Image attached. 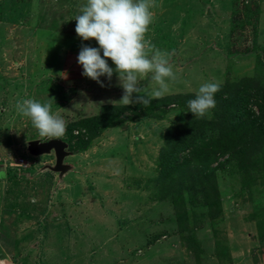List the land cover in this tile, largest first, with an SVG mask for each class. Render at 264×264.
Returning <instances> with one entry per match:
<instances>
[{"label":"rangeland","instance_id":"374dc122","mask_svg":"<svg viewBox=\"0 0 264 264\" xmlns=\"http://www.w3.org/2000/svg\"><path fill=\"white\" fill-rule=\"evenodd\" d=\"M85 3L0 0V168L7 171L0 169V264H216L222 243L241 245L239 254L245 239L258 242L264 236V133L249 149L254 155L239 157L241 144L232 142L229 151H211L214 160L184 164L187 149L175 171L159 167L160 152L169 149L166 130L201 119L185 106L105 129L88 149L65 157L73 169L61 178L64 184L51 171L37 172L52 155L27 153L28 140L45 138L18 114L17 102L54 98L52 113L67 127L123 95L115 72L111 81L100 78L103 87L82 75L81 46L99 47L75 32ZM151 11L146 39L173 53L177 80L168 82V94H196L206 82H255L256 71H264V0H155ZM150 76L141 87H157ZM249 106L257 115V105ZM220 116L211 109L203 118ZM14 157L31 166L7 169ZM221 264L233 262L222 257Z\"/></svg>","mask_w":264,"mask_h":264},{"label":"clouds","instance_id":"9594fccd","mask_svg":"<svg viewBox=\"0 0 264 264\" xmlns=\"http://www.w3.org/2000/svg\"><path fill=\"white\" fill-rule=\"evenodd\" d=\"M153 7L155 0H86L74 18L77 36L82 41L95 40L99 45L98 48L81 46L77 59L83 68L82 75L103 87L100 78L111 81L115 72L123 95L113 104L148 106L153 99L169 93V81L177 80L170 63L173 53L156 48L146 39L154 19ZM109 59L115 68L109 66ZM149 74L150 81L157 85L150 90L140 84ZM219 90V82L203 83L195 98L187 101L188 112L195 118L205 117L216 107L214 97ZM52 100L42 104L35 99H23L16 104L18 114L29 118L44 140L61 138L66 132L64 119L52 113Z\"/></svg>","mask_w":264,"mask_h":264},{"label":"trees","instance_id":"16d2710c","mask_svg":"<svg viewBox=\"0 0 264 264\" xmlns=\"http://www.w3.org/2000/svg\"><path fill=\"white\" fill-rule=\"evenodd\" d=\"M259 12L260 8L258 7L255 16ZM252 15V12H248L246 16L250 18ZM231 26L233 30L234 25ZM256 35L257 29L255 28L253 37H256ZM254 39H252L253 47L257 44ZM262 63H264V60H262ZM240 82L229 83L224 80L223 83H220V90L214 97L216 100L214 109L217 114H221L217 121L208 122L204 118L193 119L190 122L169 127L166 130V135L171 137L167 139L169 149L160 152L159 167L170 164V170L175 171L179 167L175 164L177 158H180L179 154L184 153L187 149L189 150L182 159L184 164L214 160L211 157V151L217 148L229 151L232 142H234V146L241 144L242 149L238 154L239 157L254 155L250 153L249 149L261 140V135L264 133V71H256L255 82H250V80L244 83ZM194 98L195 93L193 92L185 94L179 92L167 94L163 98L153 99L148 106L143 104L129 106L105 104L101 106L100 112L96 115L70 121L66 127L64 140L69 143V147L74 151L85 150L92 140L106 128L136 117H150L152 116L150 113L155 110L159 112L158 117L162 116L169 105L187 107V101ZM252 102L257 105V115L249 106ZM75 130L79 132L75 134ZM257 161L255 159L249 160L252 163ZM160 170L162 169L160 168ZM245 182V184H250L252 180ZM263 237H259V241L264 244Z\"/></svg>","mask_w":264,"mask_h":264},{"label":"crops","instance_id":"0c3cea01","mask_svg":"<svg viewBox=\"0 0 264 264\" xmlns=\"http://www.w3.org/2000/svg\"><path fill=\"white\" fill-rule=\"evenodd\" d=\"M257 30H258V28H257ZM258 32L259 31H257V35H256V37H258ZM177 93H179V92H177ZM171 94H175V93H171ZM100 110H101V108H100ZM100 112V111H99ZM98 114V113H97ZM94 115H96V114H94ZM87 116H92V115H83V116H76L74 119H72L71 121H73V120H77V119H80V118H84V117H87ZM107 129V128H106ZM104 131V130H103ZM103 131L101 132V134L103 133ZM100 134V135H101ZM99 135V136H100ZM98 137V136H97ZM96 137V138H97ZM65 138V137H64ZM46 139H48V138H46ZM62 139V138H61ZM95 139V138H94ZM93 139V140H94ZM89 148V147H88ZM88 148H86V149H88ZM85 149V150H86ZM85 150H81V151H72V154L71 155H74L76 152H82V151H85ZM49 156H51V155H49ZM38 157V156H37ZM40 157V156H39ZM53 158H52V156H51V160H52ZM27 161H28V159H27ZM53 163V162H52ZM44 164H42V165H40V167H37L38 168V171L37 172H39V173H41V172H44V171H50V170H48V169H41L42 168V166H43ZM0 169H2L3 170V172H6V175H7V171H6V169L5 168H0ZM75 170H77V169H75ZM70 171V170H69ZM69 171H67V172H69ZM51 172H53V171H51ZM66 172V173H67ZM54 174H55V177H53L54 179H56L55 181H56V183L58 182L59 184H64V181H63V179L62 180H60V179H58L56 176H58V174L57 173H55V172H53ZM65 173V174H66ZM64 174V175H65ZM64 175L62 176V178L64 177ZM3 179V181L5 180V178H2ZM61 181V182H60ZM43 192H45V190H43ZM43 194V193H42ZM14 233V232H13ZM246 241V239L244 240V242H243V245L244 246H242V247H244L243 248V252H241V253H239V254H237L236 252H235V248H236V246H241V245H233V247H232V244H230V243H227V244H225V242H224V244L222 243V245H221V243H219L220 245H221V248H217L218 250H217V256L219 255V258H217V260H216V264H221V259H222V257H223V261H224V259H227V263H229L230 262V259H232V262H233V264H242L243 262V264H264V244L263 245H260L259 246V244H260V242H259V239H258V242H259V244H258V242H257V240L256 241H249V242H247ZM153 245H155V244H153ZM213 246H214V244H213ZM212 246V247H213ZM147 247H149V246H147ZM211 247V249L213 250V248ZM174 250L175 249H173V252H174ZM141 251V253H139L140 255L141 254H144V252H143V250H140ZM250 252V254H248L249 256H245L246 255V252ZM248 252V253H249ZM153 257V256H152ZM204 257H206V259L209 261V259L212 257V256H209V254H208V252H207V254L206 255H204ZM246 258V259H245ZM1 259H5V258H1ZM11 264H15V263H11ZM211 264H213L212 262H211Z\"/></svg>","mask_w":264,"mask_h":264},{"label":"water","instance_id":"95a60500","mask_svg":"<svg viewBox=\"0 0 264 264\" xmlns=\"http://www.w3.org/2000/svg\"><path fill=\"white\" fill-rule=\"evenodd\" d=\"M205 14H212L210 5H205ZM27 153L33 157L41 155H52L53 163L44 164L41 169H48L58 174L61 180L62 176L69 170L73 169V165L65 162V157L72 154L69 150V143L61 138H51L42 140L39 138L28 140L26 144Z\"/></svg>","mask_w":264,"mask_h":264},{"label":"built area","instance_id":"2783aa9c","mask_svg":"<svg viewBox=\"0 0 264 264\" xmlns=\"http://www.w3.org/2000/svg\"><path fill=\"white\" fill-rule=\"evenodd\" d=\"M79 131L75 130L74 133L77 134ZM8 165H6V168L8 169H23L26 168L28 166H31V164L23 157H14L12 158L10 161H8L7 163ZM138 253H140V250H137Z\"/></svg>","mask_w":264,"mask_h":264},{"label":"flooded vegetation","instance_id":"af4514ba","mask_svg":"<svg viewBox=\"0 0 264 264\" xmlns=\"http://www.w3.org/2000/svg\"><path fill=\"white\" fill-rule=\"evenodd\" d=\"M52 158H53V156H52Z\"/></svg>","mask_w":264,"mask_h":264}]
</instances>
